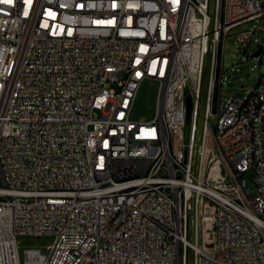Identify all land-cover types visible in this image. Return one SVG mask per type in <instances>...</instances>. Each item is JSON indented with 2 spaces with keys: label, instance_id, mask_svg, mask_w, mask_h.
Wrapping results in <instances>:
<instances>
[{
  "label": "built area",
  "instance_id": "obj_1",
  "mask_svg": "<svg viewBox=\"0 0 264 264\" xmlns=\"http://www.w3.org/2000/svg\"><path fill=\"white\" fill-rule=\"evenodd\" d=\"M256 19L264 0H0V264H264V88L219 93Z\"/></svg>",
  "mask_w": 264,
  "mask_h": 264
},
{
  "label": "rangeland",
  "instance_id": "obj_2",
  "mask_svg": "<svg viewBox=\"0 0 264 264\" xmlns=\"http://www.w3.org/2000/svg\"><path fill=\"white\" fill-rule=\"evenodd\" d=\"M251 32V38L247 42L240 40V35ZM263 48L259 57L254 53ZM220 73L222 86L220 97L230 95H246L264 88V20L256 19L233 29L230 38L222 44ZM158 86L150 81L141 84L133 110V118L137 120L150 119L155 112ZM211 152L213 144H209ZM222 171H226L223 164ZM251 184V183H250ZM209 229V225L207 226ZM210 238V236H209ZM20 257L23 258L24 251L37 247L47 252V247L53 239L49 236L43 237H20ZM212 243L209 241L208 246Z\"/></svg>",
  "mask_w": 264,
  "mask_h": 264
},
{
  "label": "water",
  "instance_id": "obj_3",
  "mask_svg": "<svg viewBox=\"0 0 264 264\" xmlns=\"http://www.w3.org/2000/svg\"><path fill=\"white\" fill-rule=\"evenodd\" d=\"M263 49H259L254 53V57H259L262 53ZM191 107H192V101L191 99H187V114H186V119H187V128L189 127L190 123V116H191Z\"/></svg>",
  "mask_w": 264,
  "mask_h": 264
}]
</instances>
